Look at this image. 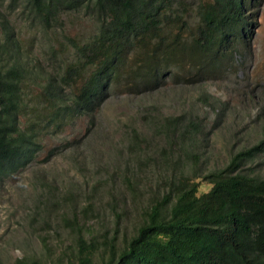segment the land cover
Wrapping results in <instances>:
<instances>
[{
    "label": "rangeland",
    "instance_id": "obj_1",
    "mask_svg": "<svg viewBox=\"0 0 264 264\" xmlns=\"http://www.w3.org/2000/svg\"><path fill=\"white\" fill-rule=\"evenodd\" d=\"M184 1L183 39L192 42L199 2ZM34 13L30 0H0V44L5 25L28 70L22 122L37 144L31 161L0 179V264H72L79 236L102 246L95 256L101 263L106 245L122 249L175 184L224 169L262 140L264 3L253 10L251 38L237 40L236 51L209 75L163 66L166 77L140 86L147 68L123 64L86 115L70 105L88 69L64 77L86 63L72 42L94 41L96 16L70 13L46 27ZM50 81L63 103L47 98ZM242 172L264 178V154L246 161Z\"/></svg>",
    "mask_w": 264,
    "mask_h": 264
},
{
    "label": "trees",
    "instance_id": "obj_2",
    "mask_svg": "<svg viewBox=\"0 0 264 264\" xmlns=\"http://www.w3.org/2000/svg\"><path fill=\"white\" fill-rule=\"evenodd\" d=\"M198 2L200 22L189 42L183 39L189 17L184 0H30L35 18L46 27L81 11L93 13L100 24L91 44L80 47L82 43L72 42L75 55L86 63L71 67L64 77L66 81L71 74L88 69L70 105L76 114L85 115L100 105V97L117 82L123 64L147 68L140 86L147 79L159 82L166 77L163 66L181 70L187 65L196 76L209 75L236 51L237 40L251 38L253 10L264 0ZM4 28L6 36L0 44V179L11 177L31 161L37 147L32 130L24 129L22 122V84L28 70L20 63L16 39L9 27ZM48 89L51 102L65 101L52 81ZM259 154H264V128L262 140L237 153L224 169L185 177L175 184L172 192L146 211L122 249L106 245L109 254L101 263L95 256L103 251L102 246L79 236L72 264H264V178L242 172L245 162Z\"/></svg>",
    "mask_w": 264,
    "mask_h": 264
}]
</instances>
